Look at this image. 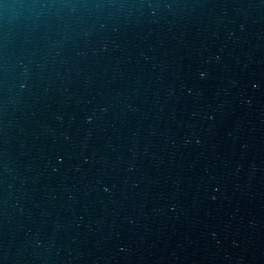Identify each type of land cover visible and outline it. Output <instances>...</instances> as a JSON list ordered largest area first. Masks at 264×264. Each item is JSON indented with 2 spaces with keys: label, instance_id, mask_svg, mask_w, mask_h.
Instances as JSON below:
<instances>
[{
  "label": "water",
  "instance_id": "obj_1",
  "mask_svg": "<svg viewBox=\"0 0 264 264\" xmlns=\"http://www.w3.org/2000/svg\"><path fill=\"white\" fill-rule=\"evenodd\" d=\"M0 264H264V0H0Z\"/></svg>",
  "mask_w": 264,
  "mask_h": 264
}]
</instances>
